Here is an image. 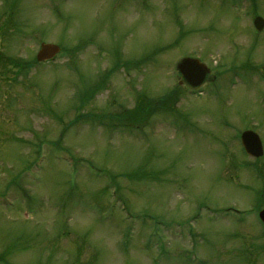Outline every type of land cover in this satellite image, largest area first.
I'll list each match as a JSON object with an SVG mask.
<instances>
[{
	"label": "rangeland",
	"instance_id": "374dc122",
	"mask_svg": "<svg viewBox=\"0 0 264 264\" xmlns=\"http://www.w3.org/2000/svg\"><path fill=\"white\" fill-rule=\"evenodd\" d=\"M226 3L0 0V264H264V164L238 139L264 148L263 86L188 96L174 67L224 65L227 41L263 62ZM40 42L65 50L36 63Z\"/></svg>",
	"mask_w": 264,
	"mask_h": 264
},
{
	"label": "water",
	"instance_id": "95a60500",
	"mask_svg": "<svg viewBox=\"0 0 264 264\" xmlns=\"http://www.w3.org/2000/svg\"><path fill=\"white\" fill-rule=\"evenodd\" d=\"M56 52H58V47L55 46V45H51V44H42L41 45V48H40V51L39 53L37 54V60L41 61V60H45L47 58H49L50 56H53ZM195 66L194 64H192V62L190 63H185L183 62L182 66ZM202 68V67H201ZM203 69H201L200 72H198L196 75H197V78H195L196 80L194 82H190L191 84L193 85H196L200 82L201 80V77L203 76L204 72L202 71ZM195 76V75H193ZM193 76H185L187 77V80L189 81H193ZM242 138H246V139H249L250 143H252V139L251 138H254V140H256L257 143H255L254 145V148L256 147L257 149H260V143L257 139V137L253 134V133H250V132H246L243 134ZM260 152L256 153V154H259ZM260 216V219L264 222V210L260 212L259 214Z\"/></svg>",
	"mask_w": 264,
	"mask_h": 264
},
{
	"label": "flooded vegetation",
	"instance_id": "af4514ba",
	"mask_svg": "<svg viewBox=\"0 0 264 264\" xmlns=\"http://www.w3.org/2000/svg\"><path fill=\"white\" fill-rule=\"evenodd\" d=\"M249 21H252V20H249ZM252 26H253V24H252ZM253 28V27H252ZM257 35V34H256ZM253 41H251L250 40V46L251 45H253ZM235 45H237V43L235 42V41H232V43H231V46L229 47V48H226V50L229 52V54H230V56L231 57H229V55H225L226 57H228V59H226V57L223 55V57H224V62H226V61H233V57H236V55H238L237 53H238V50L235 52V50H234V47H235V49H236V46ZM225 50V49H224ZM224 52V51H223ZM248 54H250V55H248V56H246V65H245V68H242V67H240V66H238L237 68H235L236 69V71L238 72V73H241V72H243V73H247V71L249 70V72L251 73V75L253 74V64L249 61V58L252 56V54H251V52L250 53H248ZM246 55H247V52H246ZM231 58V59H230ZM227 67V65H226V63H225V68ZM246 75V74H245ZM246 76H248V75H246ZM216 78V76L215 75H212L211 74V76L208 78V81H212V80H214ZM264 164V163H263Z\"/></svg>",
	"mask_w": 264,
	"mask_h": 264
},
{
	"label": "trees",
	"instance_id": "16d2710c",
	"mask_svg": "<svg viewBox=\"0 0 264 264\" xmlns=\"http://www.w3.org/2000/svg\"><path fill=\"white\" fill-rule=\"evenodd\" d=\"M19 63V62H17ZM15 65L14 63H11V65ZM168 97V96H167ZM168 98H162L161 100L159 101H149V104H148V108H147V111H145L144 113L147 114L149 112L151 113H154L155 111H158L160 108H165V106H161ZM161 106V107H160ZM136 109H133L130 111V113L127 115V117L129 116L132 120H136L138 117H140L141 115L142 116H145L144 113H141L140 111H138V108L135 107ZM130 119V120H131Z\"/></svg>",
	"mask_w": 264,
	"mask_h": 264
}]
</instances>
